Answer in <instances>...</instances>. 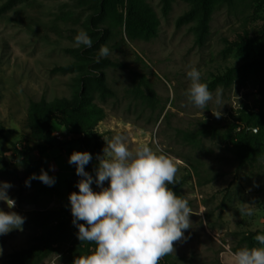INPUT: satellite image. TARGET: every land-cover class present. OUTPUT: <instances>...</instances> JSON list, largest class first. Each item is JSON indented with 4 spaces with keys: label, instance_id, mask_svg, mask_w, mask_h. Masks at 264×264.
I'll return each mask as SVG.
<instances>
[{
    "label": "rangeland",
    "instance_id": "rangeland-1",
    "mask_svg": "<svg viewBox=\"0 0 264 264\" xmlns=\"http://www.w3.org/2000/svg\"><path fill=\"white\" fill-rule=\"evenodd\" d=\"M144 1L158 20L156 33L128 37L125 8L119 7L122 22L101 44L110 49L107 57L113 64L101 68L112 94L100 98L94 93L105 112L95 127L98 152L102 154L106 141L121 133L133 149L146 143L157 154L174 158L176 179L195 214L190 216L193 225L185 232L187 239L174 242L175 253L160 264H234L233 253L260 247L254 237L264 234V119L258 126L251 124L264 113V47L260 50L257 42L237 47L232 42L245 30L263 25L264 0L238 3L231 9L212 0L201 43L190 28L193 22H176L193 0H168L165 11L162 0ZM87 13L79 0H18L0 10V181L11 183L8 195L15 200L11 209L0 201V209L25 217L23 231L0 235V261L31 242L38 232L39 210L69 207L66 186L75 166L68 159L80 151L76 136L53 123L52 134L65 144L46 151L34 148L37 142L25 138L27 107L30 100L41 97H71L76 72L53 69L78 58L80 46H74V37L86 31ZM228 67L234 68L232 81L211 90L214 99L208 108L192 106L186 72L196 68L201 81L211 80ZM133 72L144 74L156 92L154 108L131 92ZM211 111L222 115L217 118ZM199 130L205 132L196 140L184 137ZM243 131L261 136L250 138L254 150L239 164L234 150ZM25 146L31 148L27 156L18 152ZM42 169L56 178L55 184L31 180L26 186V179ZM92 188L100 190L95 184ZM242 203L253 209L252 216L240 215ZM77 233L71 223L64 238L38 264H65Z\"/></svg>",
    "mask_w": 264,
    "mask_h": 264
},
{
    "label": "clouds",
    "instance_id": "clouds-1",
    "mask_svg": "<svg viewBox=\"0 0 264 264\" xmlns=\"http://www.w3.org/2000/svg\"><path fill=\"white\" fill-rule=\"evenodd\" d=\"M93 46L88 33L80 30L74 37V46ZM110 49L99 48L96 62L107 57ZM190 81L187 97L192 106L206 110L213 101L207 83L201 82V73L192 68L186 72ZM221 102L217 90L215 103ZM212 112V111H211ZM217 118L221 112H212ZM93 159L87 151H73L68 159L81 179L76 184L78 192L70 193L72 223L78 228L77 238L94 243L91 254L80 256L74 264H160V260L175 253L174 242L186 240L185 232L192 228L190 216L195 214L188 199L177 195L170 185L177 183L178 168L174 158L157 154L146 143L131 148L124 134L117 133L106 141L102 154H97L95 179L85 170ZM54 170L53 166H50ZM39 180L47 186L56 182L48 171L41 170L26 179ZM107 181V187L104 186ZM95 184L100 190L94 191ZM10 182L0 181V201L9 209L15 200L8 195ZM242 203L241 216H252L253 209ZM83 221L84 223H80ZM25 217L15 211L0 209V235L13 230L23 231ZM260 247H244L233 253L234 264H264V234L254 237ZM3 248L0 247V255Z\"/></svg>",
    "mask_w": 264,
    "mask_h": 264
},
{
    "label": "trees",
    "instance_id": "trees-1",
    "mask_svg": "<svg viewBox=\"0 0 264 264\" xmlns=\"http://www.w3.org/2000/svg\"><path fill=\"white\" fill-rule=\"evenodd\" d=\"M18 0H4L0 4L3 10ZM212 0H193L191 7L178 16L176 22H193L191 29L195 32V39L198 43L202 42L207 29L209 15L212 10ZM225 4L228 8H234L236 4L261 2L263 0H217ZM88 10L85 19V28L93 40L91 48L79 47V56L66 64L56 65L53 70L68 72L74 70L76 79L73 83L71 97L55 96L52 99L41 97L39 100H30L27 107L28 130L25 138L37 142L34 148L38 150H49L53 145H64L65 142L59 141L52 134L53 123L62 126L68 134L76 136L80 151H87L92 154V161L85 166V170L95 178V168L97 166L96 156L99 154L97 142L99 133L96 125L104 118L105 112L102 105L94 99V93L100 98H105L112 94V90L107 85L101 68L107 64H113L108 57H103L100 62H96L101 44L110 35L111 28L115 24H121L123 15L119 7L125 8L124 22L127 36L142 35V37L152 36L156 33L158 20L151 6L144 0H79ZM164 11L168 6V0H162ZM257 42L260 50L264 47V23L257 30L244 31L233 44L237 47ZM234 68L228 67L224 73L215 75L211 80L203 79L202 83H207L211 91L216 86H228L232 81ZM131 92L135 97L140 98L143 104L155 107L158 101L156 92L144 74L133 72ZM264 119L263 115L251 122L253 126H258ZM198 132L184 133V137L193 141L197 135L204 133ZM261 136L257 131L242 132L240 142L234 150V154L239 164L244 163L254 150L250 138ZM31 148L25 146V151H18L24 156L28 155ZM81 179L76 172L70 177L66 186V197L69 202V195L78 192L77 182ZM172 190L179 196L181 182L170 185ZM73 217L70 211V202L67 211L61 208L41 209L37 215L38 232L33 235L31 242L22 248L15 249L7 254L0 264H38L52 250L54 245L59 243L68 232ZM95 250L94 243L80 242L78 238L68 248V256L65 264H74V260L80 256L91 254Z\"/></svg>",
    "mask_w": 264,
    "mask_h": 264
}]
</instances>
